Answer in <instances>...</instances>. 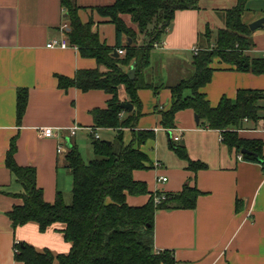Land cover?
I'll return each mask as SVG.
<instances>
[{
    "label": "crops",
    "instance_id": "1",
    "mask_svg": "<svg viewBox=\"0 0 264 264\" xmlns=\"http://www.w3.org/2000/svg\"><path fill=\"white\" fill-rule=\"evenodd\" d=\"M72 1L80 8L81 21L92 19L93 29L98 31L100 39L114 46V25L101 18L94 8L115 0ZM202 8L175 13L172 28L168 30L170 34L166 33L159 49L166 52V60L174 62L176 68L174 73L160 74L157 84L147 78L152 63L150 54V66L144 76L147 82L161 88L153 95L150 88L138 91L142 115L134 129L124 130L125 143L131 140L133 130L153 131L154 137L140 146L151 167L133 171L134 180L145 182L149 193L128 194L126 202L140 206L150 196L176 193L184 185L195 187L199 194L193 209L156 211L154 248L171 251L174 264H264L263 165L240 158V154L230 150L220 140V130L207 128L200 119L196 124L192 109L178 111L172 129H165L160 123V112L167 110L171 101L168 88L171 84L165 82L171 79L178 82L186 78L185 72L187 77L192 73V48L198 45L191 43L204 28ZM217 8L212 11L219 15L215 28L223 25V14ZM246 9L245 6L244 12ZM255 12L247 24L264 17V6ZM124 19L129 22L126 16ZM64 25H67L66 12L60 0H0V264H23L14 258L15 241L26 242L38 251L47 249L53 254L66 253L70 247L63 238L61 223L53 224L44 232H40L33 221L12 226L7 212L23 202L19 196L23 188L5 165L12 138L16 145V163L35 168L36 184L42 189L44 200L52 203L59 191L66 203L69 198L66 194L72 188V176L65 161L68 149L75 146L81 154V144H87L91 129L102 139L112 140L115 134L113 129L96 128L90 113L94 108L105 109L109 94L98 89L84 92L76 87H58L57 76L72 78L77 70L98 67L94 58L82 57L72 46L64 49L46 46L52 40L67 39ZM250 39L253 45L246 53L264 57V24L251 32ZM212 66L215 70L211 80L200 89L212 107L222 96L233 100L239 89L264 90V74L236 71L217 60ZM131 68L123 69L128 73ZM100 69L105 68L100 66ZM22 88L27 90L28 98L18 123L16 99ZM118 94L120 100H128L123 86L119 87ZM258 105V121L244 119L242 127L235 130L241 138L262 141L264 156V117L260 115L264 98ZM73 125L78 129L71 134ZM45 127L53 128L54 136H41ZM176 136L178 140H174ZM174 144L183 145L191 160L201 161L206 167L197 171L187 169L186 161L174 152ZM58 146H61L60 152ZM160 176L166 180L160 181Z\"/></svg>",
    "mask_w": 264,
    "mask_h": 264
},
{
    "label": "trees",
    "instance_id": "2",
    "mask_svg": "<svg viewBox=\"0 0 264 264\" xmlns=\"http://www.w3.org/2000/svg\"><path fill=\"white\" fill-rule=\"evenodd\" d=\"M60 1L66 12L68 42L77 47L82 57L94 58L98 67L77 70L72 78L57 76L58 87H76L84 92L98 89L109 94L107 107L94 108L90 113L96 128L113 129L115 134L112 140H107L90 133L94 157L88 162H84L77 147L68 149L65 161L72 176L70 203H65L59 191L52 203L44 200L43 191L36 184L35 168L16 163V145L12 138L5 165L23 188L19 194L22 204L14 205L7 212L12 226L33 221L39 231L44 232L53 224L61 223L63 238L70 243L67 253L53 254L47 249L38 251L20 241L14 243L17 249L14 258L23 264H174L171 251L154 248L155 213L159 209H193L199 191L184 185L179 192L167 193L158 204L154 203V196H150L143 205H129L126 202L128 194L149 193L145 182L134 180L133 171L151 167L140 146L154 134L150 130H133L131 140L125 143L124 130L134 129L142 115L138 91L150 88L156 94L161 88V85L147 82L144 76L150 66L153 43L160 41L177 11L201 9V0H115L109 5L96 6L94 10L98 15L115 27L114 46H108L100 39L98 31L93 29L92 19L81 21L80 8L72 0ZM246 1L235 0L233 5L222 9L223 25L216 28L213 41L211 28L214 27H209L208 23L198 33V52L192 56V73L168 87L170 107L160 112V123L163 128L172 129L175 114L192 109L202 125L221 130V141L230 150L264 167L262 141L241 138L235 130L242 127L244 119L253 123L258 121V101L264 98V90L239 89L233 100L222 96L215 107L200 90L211 80L215 70L212 64L216 60L236 71L264 74V57L246 53L253 45L252 30L242 21ZM129 38L131 43L128 45ZM117 49H123L124 54L115 56ZM100 66L105 68L104 71ZM128 66L135 69L133 78L123 69ZM120 86L125 89L127 101L119 98ZM27 98V90L19 89L16 99L18 123L24 115ZM124 102L131 103L134 108L131 111L122 109L120 104ZM172 148L186 161L187 169L197 171L206 167L201 161L191 160L183 145L174 144ZM242 149L253 152L258 158L241 153Z\"/></svg>",
    "mask_w": 264,
    "mask_h": 264
},
{
    "label": "rangeland",
    "instance_id": "3",
    "mask_svg": "<svg viewBox=\"0 0 264 264\" xmlns=\"http://www.w3.org/2000/svg\"><path fill=\"white\" fill-rule=\"evenodd\" d=\"M248 1V0H247ZM246 1V11L243 13L242 15V21L245 23H248L250 20H252L254 18V16L256 15L255 9L257 10V8L264 6V0H250L248 3ZM218 2L221 3V6L218 5ZM217 3V4H215ZM213 2V0H201L200 5L203 6L202 10H201V18H202V22L203 25L205 26L207 23L209 24V27H214L215 24L218 25V14L217 13H212V11H214V7H219L217 8L218 12L223 13L222 9L230 7L231 5H233L235 3V0H216V2ZM217 5V6H216ZM252 5V6H251ZM253 10H251V9ZM255 8V9H254ZM203 28V26L200 27V30ZM169 29H167L162 35H161V40H164L166 33L170 34V31H168ZM199 30V27H198ZM203 31V29H202ZM216 28L214 27L213 29L211 28V38L212 41L216 36ZM143 38V37H142ZM201 38V37H200ZM126 38L124 37L123 41H125ZM201 40L203 41L204 38H201ZM141 41V39H140ZM197 44V40H194V42L191 43V45H196ZM171 50H169L170 52ZM166 52L162 51L159 48H153L151 51V66L149 68L150 74L148 75V79L152 80L154 83H159L158 81V76L161 75H166L167 73H174L175 71V64L174 62H171V60H166ZM188 54V53H186ZM188 56V55H187ZM191 56V55H189ZM166 61H168L167 63L170 66L166 65ZM165 64V65H164ZM174 66V67H173ZM185 77H187V73L185 72ZM191 75V73H190ZM167 76L165 77L164 81H166ZM177 80L175 79H171L170 82H165V84H175ZM160 90V89H159ZM189 92H186V94H188ZM154 93H152L153 95ZM260 115L264 117V109L261 110ZM99 132V131H98ZM112 134V133H111ZM87 144L83 143L81 144V156L84 160V162H88L90 159H92L94 157L93 152H92V146L90 143V133L87 136ZM69 198L67 199L66 196L65 198L67 199L66 203H70L71 201V192L69 194H66ZM70 248V247H69ZM69 250H67L68 252ZM66 252V253H67Z\"/></svg>",
    "mask_w": 264,
    "mask_h": 264
},
{
    "label": "built area",
    "instance_id": "4",
    "mask_svg": "<svg viewBox=\"0 0 264 264\" xmlns=\"http://www.w3.org/2000/svg\"><path fill=\"white\" fill-rule=\"evenodd\" d=\"M66 26L67 25H64L63 28L65 29ZM163 44H164V42H162V41H156V42L153 43V47L154 48H161L163 46ZM46 46L47 47H50V48L59 47V48H63V49L64 48H67L69 46H72L73 48H76L77 49V47L75 45L70 44L67 39H62L61 41H59V40H52ZM117 52L119 54H121V55L124 54V50H122V49H119ZM192 52H193V54H196L198 52V48L197 47H193L192 48ZM262 128L264 129V123H263V127ZM77 129H78V126L77 125H73L72 127H70V133L71 134H74ZM90 133L94 134V136L96 138L99 137L98 134L93 129L90 130ZM40 135L43 136V137H47V138H50V137L54 136L53 128H51V127H45V128H43L41 130V134ZM219 138H220V140H222V135H220ZM174 140H178V137L177 136L174 137ZM57 151L58 152L61 151V146H58ZM240 158H241V156H240ZM159 180L160 181H165L166 180V177L160 176L159 177ZM164 198H165L164 195H158V196H154L153 197V200H154V203L155 204H158ZM14 243L17 244L18 241H15ZM15 252H17V249L14 247V253Z\"/></svg>",
    "mask_w": 264,
    "mask_h": 264
},
{
    "label": "water",
    "instance_id": "5",
    "mask_svg": "<svg viewBox=\"0 0 264 264\" xmlns=\"http://www.w3.org/2000/svg\"><path fill=\"white\" fill-rule=\"evenodd\" d=\"M263 24H264V17H261V18L255 20V21L251 22L249 24V28H250V30L253 31V30L261 27ZM171 28H172V23H170L168 29H171ZM130 43H131V39L129 38L128 39V45ZM114 55L117 56L118 53L117 52H114ZM134 74H135V69L134 68H131L128 71L129 77L133 78L134 77ZM120 106H121L122 109L128 110V111H131L133 109V105L131 103H128V102L121 103ZM194 119H195L196 124H198L199 123V118H198V116L196 114H194ZM241 153H243V154H253L256 158H258L256 154H254L253 152H250V151H248L246 149H242L241 150Z\"/></svg>",
    "mask_w": 264,
    "mask_h": 264
}]
</instances>
